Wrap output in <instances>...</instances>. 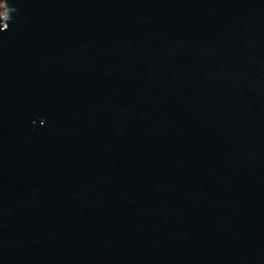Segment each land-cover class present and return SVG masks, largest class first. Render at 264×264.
<instances>
[{
    "label": "water",
    "instance_id": "95a60500",
    "mask_svg": "<svg viewBox=\"0 0 264 264\" xmlns=\"http://www.w3.org/2000/svg\"><path fill=\"white\" fill-rule=\"evenodd\" d=\"M3 1L0 264H264V0Z\"/></svg>",
    "mask_w": 264,
    "mask_h": 264
},
{
    "label": "clouds",
    "instance_id": "9594fccd",
    "mask_svg": "<svg viewBox=\"0 0 264 264\" xmlns=\"http://www.w3.org/2000/svg\"><path fill=\"white\" fill-rule=\"evenodd\" d=\"M16 11H17V9L15 7H10L9 4H7V12H8V20H7V23H8V21H10L12 19L10 13L16 12ZM8 27H9V24H8ZM0 30H6V29L0 28Z\"/></svg>",
    "mask_w": 264,
    "mask_h": 264
},
{
    "label": "rangeland",
    "instance_id": "374dc122",
    "mask_svg": "<svg viewBox=\"0 0 264 264\" xmlns=\"http://www.w3.org/2000/svg\"><path fill=\"white\" fill-rule=\"evenodd\" d=\"M0 8H1V10H2V13H3V15L5 14V11H6V9H5V7H4V1L3 0H0Z\"/></svg>",
    "mask_w": 264,
    "mask_h": 264
}]
</instances>
